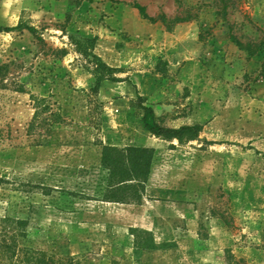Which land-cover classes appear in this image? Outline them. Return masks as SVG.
<instances>
[{
    "label": "rangeland",
    "instance_id": "obj_1",
    "mask_svg": "<svg viewBox=\"0 0 264 264\" xmlns=\"http://www.w3.org/2000/svg\"><path fill=\"white\" fill-rule=\"evenodd\" d=\"M0 27V264H264V49L229 36L264 40V0H0ZM103 146L152 149L138 201L104 198Z\"/></svg>",
    "mask_w": 264,
    "mask_h": 264
},
{
    "label": "trees",
    "instance_id": "obj_2",
    "mask_svg": "<svg viewBox=\"0 0 264 264\" xmlns=\"http://www.w3.org/2000/svg\"><path fill=\"white\" fill-rule=\"evenodd\" d=\"M133 7L136 8L143 18L148 19L150 22H156L157 18L149 16L145 10V7L137 2L133 3ZM190 18L188 16H175L173 19L169 20L166 16L162 15V21L169 24L166 26L169 29L172 25L188 21ZM19 25L15 27H5L0 30L10 31L18 28ZM31 32H35L34 28H27ZM231 40L241 49H244L249 56L259 53L264 49V40L259 42L252 41H241L233 32H229ZM39 40L43 41L42 38ZM52 53L56 57H63L66 54L64 48H51ZM101 67H106L103 63H100ZM108 70V68H105ZM98 82V81H97ZM98 85V84H97ZM96 85V86H97ZM96 89L95 86H92ZM34 97V96H33ZM143 110L142 114V124L146 130L151 134L162 137L164 139H177L181 141L183 138L193 139L197 138L199 131L202 126L199 124L194 125H181L179 127H165L161 126L157 121L153 109L150 106H141ZM48 110V117L52 118L54 122L61 119V113L59 112V107L54 111L46 98L35 97L34 98V117L31 125L34 124L35 120L38 118L41 112ZM152 149L140 146H127L124 148H116L114 146H103L101 150V156L99 165L100 168L105 172V188L103 191V196L108 201L115 202H136L140 198V194L143 188V184L148 178L151 169L152 160ZM4 221L10 222L9 218ZM22 223V222H21ZM20 222L18 224H21ZM17 229V228H15ZM16 234L10 236V240H4L1 244V250L9 253V257L13 256L15 241H12ZM137 247L143 248V245L139 244ZM40 253V252H39ZM41 254V253H40ZM27 258V257H26ZM36 264L46 263L44 260L38 258ZM226 264H246L243 258L236 259L232 254H227Z\"/></svg>",
    "mask_w": 264,
    "mask_h": 264
}]
</instances>
